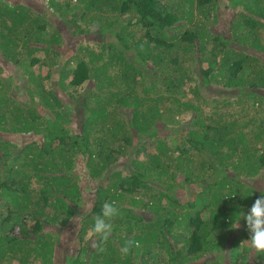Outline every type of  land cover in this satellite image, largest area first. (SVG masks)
Segmentation results:
<instances>
[{
    "label": "trees",
    "instance_id": "16d2710c",
    "mask_svg": "<svg viewBox=\"0 0 264 264\" xmlns=\"http://www.w3.org/2000/svg\"><path fill=\"white\" fill-rule=\"evenodd\" d=\"M262 190L264 0H0V264H264Z\"/></svg>",
    "mask_w": 264,
    "mask_h": 264
},
{
    "label": "clouds",
    "instance_id": "9594fccd",
    "mask_svg": "<svg viewBox=\"0 0 264 264\" xmlns=\"http://www.w3.org/2000/svg\"><path fill=\"white\" fill-rule=\"evenodd\" d=\"M121 215V209L114 201L103 203L100 212L95 215L92 227L87 233L90 248L99 252L106 250L104 245L113 232L114 221ZM240 216H243L250 234L247 239L248 247L255 256L264 255V194L257 197L249 211L247 213L241 212L239 218ZM232 227L238 228L239 224H232ZM212 234L214 236V233ZM133 247H139V242L131 239L126 240L120 248V252L126 257Z\"/></svg>",
    "mask_w": 264,
    "mask_h": 264
},
{
    "label": "rangeland",
    "instance_id": "374dc122",
    "mask_svg": "<svg viewBox=\"0 0 264 264\" xmlns=\"http://www.w3.org/2000/svg\"><path fill=\"white\" fill-rule=\"evenodd\" d=\"M223 15V14H222ZM182 192V191H181Z\"/></svg>",
    "mask_w": 264,
    "mask_h": 264
}]
</instances>
